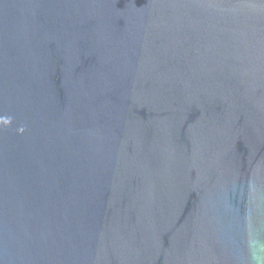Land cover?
I'll return each mask as SVG.
<instances>
[{
    "label": "water",
    "instance_id": "obj_1",
    "mask_svg": "<svg viewBox=\"0 0 264 264\" xmlns=\"http://www.w3.org/2000/svg\"><path fill=\"white\" fill-rule=\"evenodd\" d=\"M0 264H264V0H0Z\"/></svg>",
    "mask_w": 264,
    "mask_h": 264
}]
</instances>
